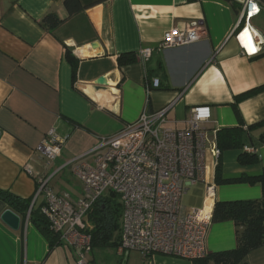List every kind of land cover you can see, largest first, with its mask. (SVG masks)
I'll return each instance as SVG.
<instances>
[{
    "label": "crops",
    "instance_id": "1",
    "mask_svg": "<svg viewBox=\"0 0 264 264\" xmlns=\"http://www.w3.org/2000/svg\"><path fill=\"white\" fill-rule=\"evenodd\" d=\"M77 1L80 11L71 13L65 0H0V190L31 200V209H40L43 200L34 203V196L42 178L50 179L48 188L55 194L80 199L84 189L79 196L66 189H78L68 181L75 177L71 162L137 122L143 114L171 106L168 127L183 130L193 108H210L211 119L205 127L213 142L214 132L239 126L233 109L236 98L259 89L239 103V110L244 128L257 126L245 147L255 150L252 154H257L260 162L241 165V152H224L222 180L263 173L264 45L260 54L248 57L235 39L237 28L244 25L246 0H232V6L221 0ZM257 2L261 12L250 26L264 41V0ZM51 14L61 21L54 30L41 25ZM195 23L202 28L199 42L159 50L168 31H184ZM95 43H99L97 48H93ZM149 49L152 56L144 62L141 53ZM68 52L78 63L76 70L67 58ZM123 54H135L138 62L120 68L118 58ZM102 77L109 88L97 90ZM154 82H158L157 88ZM52 130L65 144L61 157L49 163L37 149ZM206 164V180L195 186L202 187L201 205L191 209L206 207L213 214L217 202L262 198L260 184H216V163L210 151ZM60 176L62 184L52 186ZM211 185L215 188L212 198L208 195ZM9 209L0 199V264H77L72 249L63 244L51 248L30 222L29 211L26 219L16 213L22 219L19 231L9 228L2 221ZM88 224L90 234L93 227ZM119 247L114 249L116 256L121 260L127 256L126 264H130L133 253L123 255ZM236 247L233 222L211 224L207 254ZM134 255L133 260L148 263L141 253ZM89 261L96 264L93 257ZM148 264L193 262L155 254ZM247 264H264V247L253 251Z\"/></svg>",
    "mask_w": 264,
    "mask_h": 264
},
{
    "label": "built area",
    "instance_id": "2",
    "mask_svg": "<svg viewBox=\"0 0 264 264\" xmlns=\"http://www.w3.org/2000/svg\"><path fill=\"white\" fill-rule=\"evenodd\" d=\"M260 12L257 0H246L243 19L247 23L237 28L235 34L248 57L254 55L242 44V36L248 29L253 31L250 22ZM201 37L198 23L184 31L173 28L164 35L159 50L192 45ZM254 39L257 50H261L264 41L257 36ZM152 53L145 50L140 58L147 62ZM158 86L154 82V87ZM170 109L168 106L153 114H143L137 122L101 140L94 150L71 162L75 177L84 186L82 198L57 195L48 188L50 179L38 180L34 203L42 198L43 215L62 244L74 251L77 264H92L88 258L93 251L88 218L94 206L108 194L117 195L122 205L121 254L136 251L148 263L155 254L189 261L207 255L206 238L212 214L206 207L187 210L182 199L191 188L206 180L208 151L217 167L221 155L217 132L210 142L205 127L211 119L210 108H193L183 130L168 127ZM64 144L52 130L37 153L53 163L61 157ZM244 150L255 152L248 147ZM27 171L33 174L31 169ZM214 189V185L208 188L210 198Z\"/></svg>",
    "mask_w": 264,
    "mask_h": 264
},
{
    "label": "trees",
    "instance_id": "3",
    "mask_svg": "<svg viewBox=\"0 0 264 264\" xmlns=\"http://www.w3.org/2000/svg\"><path fill=\"white\" fill-rule=\"evenodd\" d=\"M200 0H189V2H199ZM229 5H233L232 0H221ZM75 4V7H74ZM65 6L71 13L80 11L81 7L77 0H65ZM41 25L50 30H54L61 25V21L56 15L46 16ZM68 60L73 64L75 70L78 63L75 62L71 52L67 54ZM138 58L135 54H123L118 58L120 68L135 64ZM258 91L243 94L236 98L233 109L239 119V126L235 128L222 129L217 132V147L220 151V159L216 167L215 182L222 184H260L263 189V196L256 201H232L217 202L212 216V223L222 224L233 222L236 227L237 247L233 251L207 254L204 258L192 261L193 264H247L248 256L253 252L264 247V170L258 177L242 176L235 180H222L221 158L224 152H241L238 161L241 165H255L260 162L257 154L246 152L245 146L251 139L250 134L257 126L244 128V121L239 110V103L252 96ZM261 143L264 144V138ZM114 194L103 197L89 214V221L93 227L90 234L92 237V249L105 250L117 249L120 246L119 235L121 233L122 205ZM0 199L11 207L12 211L21 215L23 219L30 212V222L37 228L43 237L49 242L51 248L62 244L59 234L55 233L49 220L43 215L40 209H31V200H22L9 192L0 190ZM152 257V256H151ZM150 257V258H151Z\"/></svg>",
    "mask_w": 264,
    "mask_h": 264
},
{
    "label": "rangeland",
    "instance_id": "4",
    "mask_svg": "<svg viewBox=\"0 0 264 264\" xmlns=\"http://www.w3.org/2000/svg\"><path fill=\"white\" fill-rule=\"evenodd\" d=\"M247 22L244 23V25ZM69 171V170H68ZM62 176H60V178H56V180H54L51 185L55 186L58 183H61L60 179ZM69 183L71 184H76L78 186V189L76 188H70L67 187L66 189L72 193L75 196H79L80 195V191H82L84 189L83 184L80 185L78 183V181L75 179V177H71L70 180H68ZM62 184V183H61ZM65 185V184H64ZM199 188L201 189L202 187H198L195 189L191 188L190 191L187 193V195H185L182 199V205L183 207H185V209H191L192 207H199L201 205V198H200V194H199ZM115 195V194H114ZM117 196V195H116ZM118 197V196H117ZM115 202L117 203L118 200H120V198H115ZM121 203V202H120ZM214 211V210H213ZM122 213V212H121ZM213 216V214H212ZM122 217V215H121ZM90 221H88L89 223ZM121 223V221H120ZM120 242V235H119V241ZM93 250V249H92ZM131 253V252H130ZM132 256L130 259V264H140V262L138 260H133V257H135L136 255H134V253H136V251L132 252ZM93 253H91L89 259L92 261V257L96 260V264H126V260H127V256L125 258H123L124 260H121V258L116 256V252L114 250H109V249H105V250H96L94 251V255H92ZM148 264V263H147Z\"/></svg>",
    "mask_w": 264,
    "mask_h": 264
},
{
    "label": "water",
    "instance_id": "5",
    "mask_svg": "<svg viewBox=\"0 0 264 264\" xmlns=\"http://www.w3.org/2000/svg\"><path fill=\"white\" fill-rule=\"evenodd\" d=\"M99 46V43L93 44V48H97ZM108 81L105 77H102L96 85L97 90H105L108 89ZM1 136V132H0ZM2 221L12 230L19 231L22 224V219L19 215H17L12 210H6L4 214L2 215Z\"/></svg>",
    "mask_w": 264,
    "mask_h": 264
},
{
    "label": "bare ground",
    "instance_id": "6",
    "mask_svg": "<svg viewBox=\"0 0 264 264\" xmlns=\"http://www.w3.org/2000/svg\"><path fill=\"white\" fill-rule=\"evenodd\" d=\"M251 37V29L246 30L242 36V44L251 54H254L258 47L253 44Z\"/></svg>",
    "mask_w": 264,
    "mask_h": 264
},
{
    "label": "clouds",
    "instance_id": "7",
    "mask_svg": "<svg viewBox=\"0 0 264 264\" xmlns=\"http://www.w3.org/2000/svg\"><path fill=\"white\" fill-rule=\"evenodd\" d=\"M253 29V28H252ZM251 36L253 37V44H254V36H256L254 33H253V31L251 32ZM257 38H258V36H257ZM259 39V38H258ZM264 45V44H263ZM261 49H262V47H261ZM260 52H261V50H256L255 52H254V56H256V55H258V54H260Z\"/></svg>",
    "mask_w": 264,
    "mask_h": 264
}]
</instances>
